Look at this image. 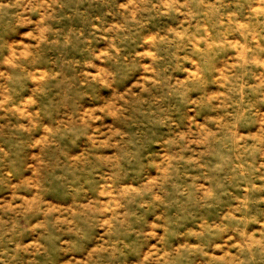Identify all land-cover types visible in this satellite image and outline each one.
Masks as SVG:
<instances>
[{
  "label": "rangeland",
  "instance_id": "1",
  "mask_svg": "<svg viewBox=\"0 0 264 264\" xmlns=\"http://www.w3.org/2000/svg\"><path fill=\"white\" fill-rule=\"evenodd\" d=\"M0 264H264V0H0Z\"/></svg>",
  "mask_w": 264,
  "mask_h": 264
}]
</instances>
